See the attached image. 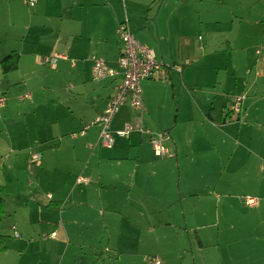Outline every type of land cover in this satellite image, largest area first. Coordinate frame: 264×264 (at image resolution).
<instances>
[{
    "label": "rangeland",
    "instance_id": "obj_1",
    "mask_svg": "<svg viewBox=\"0 0 264 264\" xmlns=\"http://www.w3.org/2000/svg\"><path fill=\"white\" fill-rule=\"evenodd\" d=\"M34 1L31 6L25 0H0V49L5 54L16 51L21 55L17 70L7 75L0 70V100H4L0 104V198L5 208L0 222V264H51L46 259L44 249L50 241L44 238L58 230L53 224L51 230L49 225L59 220V211L50 208L52 196L58 201L62 191L67 192L73 187V182L65 187L70 176L74 179L83 174L85 179H98L99 174H105L107 169L99 155L122 157L123 143L130 142L127 138L114 135L115 146L112 149L99 146L94 153L87 152L84 148L86 138L82 133L88 127L98 128L99 132V126L89 121V126L80 131L70 125L74 118L72 112L81 101L78 92L71 88L76 80L75 73L82 69L84 61L92 62L93 56H102L110 64L117 63L121 54L119 49L124 46L119 35L107 37L100 29L98 19L90 17L82 27L86 34L82 33L83 37H80L75 30L79 23L68 26L65 18L61 20L62 16H58L59 3L63 0ZM135 1L140 0H132ZM169 1L174 3L175 8L164 11L161 25V31L169 35V42L164 49L159 43L156 47L150 46L156 60L174 69L172 72L166 71L164 78L152 81L150 88L143 84V95L149 100V108L144 104L145 110L138 116L133 110V120L136 116L140 119L142 130L147 131L144 136L152 144H146L143 152V158L150 159L137 169V173L144 174L147 179L155 171L154 166H158V161H168L173 156L171 153L164 158L154 153L153 140L157 134H164L165 147L170 145L172 140L167 139L170 131L166 127H173L175 119L185 118L189 112L196 111L194 102L197 105H200L199 101L205 104L202 102L205 96L203 91L212 89L205 86L209 83L218 81L217 94L223 95L227 93L226 88L236 90L235 82L237 96H242L244 84L251 85L258 78L260 69L257 62L264 54V0ZM160 3L161 0L156 1L154 10L158 9ZM66 7L71 10L72 7L77 8L72 3ZM128 9L131 11V7ZM66 13V17L70 18V10ZM109 32L112 33V30ZM147 36L153 37L152 33ZM182 36L191 45L190 56L174 65V60L180 54L175 57ZM161 53H164V58ZM67 55L69 61L59 60ZM71 61L75 64L74 68ZM86 70L89 71L88 66ZM184 80L185 86H182ZM102 81L96 80L94 83ZM163 82L170 84L164 86ZM191 95L195 101H192ZM216 96L211 97V103L220 109L219 101L214 102ZM127 124H132V120ZM134 133L140 132L133 130L130 134ZM127 147L131 148L126 146V152ZM132 150L131 157L134 159L138 156V149ZM94 154L96 157L93 159ZM131 164L130 172L135 174ZM177 169L160 166L157 176L149 180L150 192L146 193V198H151L149 200L155 203L158 198L165 199L175 192L178 183L181 185L184 179ZM119 170L128 173V162H124ZM48 195H52L51 198ZM98 196L99 193L96 194ZM99 209L102 210L100 206ZM158 211L155 217L165 216L164 213L158 214ZM117 218L111 242L113 253L116 249L122 250L123 241L132 239V231L126 228V221L119 215ZM97 226L98 229L104 227L100 224ZM81 230L84 237L89 236L90 231ZM105 231H110V228ZM165 231L160 242L164 249L162 253L173 255L172 258L155 255L159 253L156 250L157 242L147 236L145 253L148 255L136 257L135 260L131 257L118 260L114 256L113 263L104 258L106 264H155L153 260L156 258L163 264H194L191 246L186 243L185 251L177 255L180 244L169 230ZM216 232L217 229L208 231L211 236ZM104 243L108 245V236ZM244 245L206 243L203 255L196 253L194 256L195 264H264V244ZM61 251L60 258H63L69 250L62 248ZM52 254L58 258V250ZM67 259H71V253ZM85 261L93 259L85 254L79 256L77 264Z\"/></svg>",
    "mask_w": 264,
    "mask_h": 264
},
{
    "label": "crops",
    "instance_id": "obj_2",
    "mask_svg": "<svg viewBox=\"0 0 264 264\" xmlns=\"http://www.w3.org/2000/svg\"><path fill=\"white\" fill-rule=\"evenodd\" d=\"M156 1L63 0L59 3L61 6L58 16H62L61 20L65 18L68 26L79 23L75 30L80 37L86 32L82 27L87 18L96 17L100 29L107 37L117 35L119 25L128 21L132 35L143 46L153 50L150 45L156 47L159 43L164 49L169 42V35L161 31L162 14L164 11L173 10L175 5L172 1L161 0L158 9L154 10L153 5ZM69 2L77 8L68 9L66 6H69ZM67 10H70V18L66 17ZM110 30L112 33L109 32ZM150 33L153 37L147 36ZM262 42L264 44V41ZM190 48L189 41L183 36L180 37L178 53L175 57L180 54L178 59L174 60V65L190 56ZM123 50L124 46L120 47L119 52ZM161 57L164 58V53ZM260 57L262 58L257 62L260 69L258 78L251 85L244 84V93L240 94L242 96H237L235 82L236 90L229 91L226 88L227 93L223 95L217 94V85L220 84L217 83L218 81L209 83L205 86L212 89L203 91L205 96L202 97V102L205 104L199 101L200 105H197L194 102L196 111L189 112L185 118L175 119L173 127H166L170 131L166 135L167 139L172 140L166 148L169 154H173L172 159L158 161V166H154L155 171L148 179L144 174L137 173V169L146 165L150 159L143 158V152L146 144L150 146L152 144L144 134L134 133L127 138L130 141L128 144L123 143L122 157L99 155V159L104 160L107 165L105 174H99L98 179L87 178L88 182L84 184L78 183L79 177L86 178L83 174L75 176L74 179L70 176L65 187L70 186L69 182H73V187L67 192L62 191L58 201H55L52 195H48V198L52 196L50 208L59 211V220L56 224L49 223L51 230L52 224L58 230L48 238H44L50 241L47 247L43 245L46 259L51 264H77L79 256L86 254V256L90 255L93 261H85L81 264L100 262L106 264L105 259L113 263L114 256L118 257V260L126 257L135 260L136 257L146 254L147 236L157 242L156 250L159 253L155 255L164 259L172 258L173 255L162 253L164 249L161 248L160 242L165 230H169L180 244L177 255L185 251L186 243L191 246L194 264V256L196 253L203 255L206 243L217 245L228 243L234 246L240 243H245L244 246H252L251 243L264 244V54ZM69 59L68 55L66 59L59 58L66 61ZM85 62L81 64L82 69L75 73L76 80L71 87L78 92L81 101L72 112L74 118L70 121V125H74V128L80 131L89 126L87 125L89 121L93 124L103 114L120 82L119 79L109 78L95 84L92 80L93 62ZM117 63L108 64L117 66ZM162 65L167 72H172L174 69L168 67L165 62ZM87 66L89 71L86 70ZM71 67H75L72 61ZM154 80H144L141 86L144 84L150 88ZM169 84L163 82L164 86ZM181 84L185 86V80ZM215 94L217 96L214 97V102L219 101L220 109L211 103V97ZM142 96L144 104L149 108L148 98H144L143 94ZM190 97L195 101L193 95ZM237 98L244 100L240 112L236 113L232 110V106ZM131 120L133 121V109L128 102L113 120V131L120 130ZM92 129L89 128L83 137L86 138L84 145L86 151L94 153L99 147L97 143L99 132L98 128ZM126 146L131 147L130 149L127 147V152ZM132 149H138V156L134 159L131 157ZM92 157L94 159L96 154ZM124 162L129 164V172L125 174L119 170ZM131 163L135 168V174L130 172ZM162 165L169 168L177 167L179 175L184 179L181 185L178 183L176 191L170 196L165 199L158 198L154 203L149 200L151 198H146V193L150 192L149 180H152V176H157V169ZM98 193L99 196L96 197ZM246 197L257 199V206H248L245 202ZM99 206L102 208L101 211ZM156 210H159L158 214L164 213L165 216L155 217ZM117 215L126 221V228L132 231V243L129 240L123 241L122 250L116 249L114 253L117 254H114L111 242ZM97 224L104 227L98 229ZM108 227L110 231L106 232ZM81 229L90 231L89 236L84 237ZM211 229H217L218 232L211 236L208 233ZM136 233L138 236H135ZM106 236L109 238L108 245L104 243ZM168 238L169 235L167 240ZM62 248L69 251L65 257L60 258ZM55 250H58V258L52 254ZM70 253L71 259L68 260Z\"/></svg>",
    "mask_w": 264,
    "mask_h": 264
},
{
    "label": "built area",
    "instance_id": "obj_3",
    "mask_svg": "<svg viewBox=\"0 0 264 264\" xmlns=\"http://www.w3.org/2000/svg\"><path fill=\"white\" fill-rule=\"evenodd\" d=\"M28 5H33L34 0H25ZM118 34L126 49L121 51L120 59L116 67H112L101 56H93V79L105 80L107 78L119 79L120 82L116 87L114 97L108 102L103 114L94 122L95 126H99L98 145L104 149H112L115 146L114 135L129 138L133 130H138L145 134L140 123V119L136 117L145 110L142 92V82L148 79L164 78L166 70L163 65L156 60L155 52L150 48L143 46L131 33L128 21L120 24ZM61 58L66 59V56ZM122 77V78H121ZM28 97V96H27ZM26 97V98H27ZM244 98H237L233 103L232 110L240 112L241 104ZM130 103L132 109L137 112V116L132 121V124H125L123 129L113 131L112 123L115 116L120 109L126 104ZM4 100H0L3 104ZM82 133L86 134L87 130ZM164 134H157L156 139L153 140L155 154L160 157H168L169 150L163 144ZM88 180L79 177L78 183L84 184ZM258 200L254 198H247L248 206H257ZM155 264H161V260L156 258L153 260Z\"/></svg>",
    "mask_w": 264,
    "mask_h": 264
},
{
    "label": "trees",
    "instance_id": "obj_4",
    "mask_svg": "<svg viewBox=\"0 0 264 264\" xmlns=\"http://www.w3.org/2000/svg\"><path fill=\"white\" fill-rule=\"evenodd\" d=\"M20 61H21L20 53L16 51H11L10 53L5 54L2 51V49H0V70L4 75H7L12 71L17 70L20 64ZM4 210L5 208H4L3 199L0 198V222L3 218V214L5 212Z\"/></svg>",
    "mask_w": 264,
    "mask_h": 264
}]
</instances>
